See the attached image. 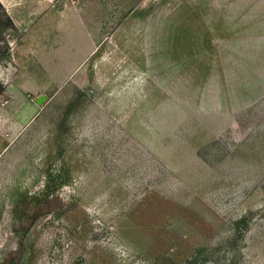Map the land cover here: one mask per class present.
Instances as JSON below:
<instances>
[{
  "label": "rangeland",
  "instance_id": "1",
  "mask_svg": "<svg viewBox=\"0 0 264 264\" xmlns=\"http://www.w3.org/2000/svg\"><path fill=\"white\" fill-rule=\"evenodd\" d=\"M255 35L264 0L0 4V264H264Z\"/></svg>",
  "mask_w": 264,
  "mask_h": 264
},
{
  "label": "crops",
  "instance_id": "2",
  "mask_svg": "<svg viewBox=\"0 0 264 264\" xmlns=\"http://www.w3.org/2000/svg\"><path fill=\"white\" fill-rule=\"evenodd\" d=\"M9 17H37L43 11V0H0ZM221 45H264V36H249L241 39H224ZM6 93L1 95L0 103Z\"/></svg>",
  "mask_w": 264,
  "mask_h": 264
},
{
  "label": "water",
  "instance_id": "3",
  "mask_svg": "<svg viewBox=\"0 0 264 264\" xmlns=\"http://www.w3.org/2000/svg\"><path fill=\"white\" fill-rule=\"evenodd\" d=\"M45 101V96H41L36 100V103L38 105H42V103Z\"/></svg>",
  "mask_w": 264,
  "mask_h": 264
},
{
  "label": "trees",
  "instance_id": "4",
  "mask_svg": "<svg viewBox=\"0 0 264 264\" xmlns=\"http://www.w3.org/2000/svg\"><path fill=\"white\" fill-rule=\"evenodd\" d=\"M1 97V96H0Z\"/></svg>",
  "mask_w": 264,
  "mask_h": 264
}]
</instances>
